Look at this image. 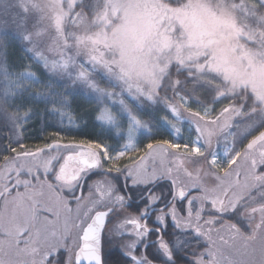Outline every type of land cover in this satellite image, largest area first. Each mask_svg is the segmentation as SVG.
<instances>
[{"label":"snow or ice","instance_id":"1","mask_svg":"<svg viewBox=\"0 0 264 264\" xmlns=\"http://www.w3.org/2000/svg\"><path fill=\"white\" fill-rule=\"evenodd\" d=\"M0 264H264V0H0Z\"/></svg>","mask_w":264,"mask_h":264},{"label":"rangeland","instance_id":"2","mask_svg":"<svg viewBox=\"0 0 264 264\" xmlns=\"http://www.w3.org/2000/svg\"><path fill=\"white\" fill-rule=\"evenodd\" d=\"M29 135L32 136L33 138H35V136H36V134H30V133H29ZM33 142H35L34 139L29 141V143H33Z\"/></svg>","mask_w":264,"mask_h":264},{"label":"trees","instance_id":"3","mask_svg":"<svg viewBox=\"0 0 264 264\" xmlns=\"http://www.w3.org/2000/svg\"><path fill=\"white\" fill-rule=\"evenodd\" d=\"M30 134H36V132H30Z\"/></svg>","mask_w":264,"mask_h":264}]
</instances>
